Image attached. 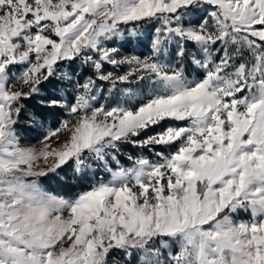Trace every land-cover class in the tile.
Instances as JSON below:
<instances>
[{"label": "snow or ice", "instance_id": "1", "mask_svg": "<svg viewBox=\"0 0 264 264\" xmlns=\"http://www.w3.org/2000/svg\"><path fill=\"white\" fill-rule=\"evenodd\" d=\"M0 264H264V0H0Z\"/></svg>", "mask_w": 264, "mask_h": 264}, {"label": "trees", "instance_id": "2", "mask_svg": "<svg viewBox=\"0 0 264 264\" xmlns=\"http://www.w3.org/2000/svg\"><path fill=\"white\" fill-rule=\"evenodd\" d=\"M31 138H32V140H36V138H34V137H31ZM48 186H49L52 190H56V186H55L54 183H52V182H48Z\"/></svg>", "mask_w": 264, "mask_h": 264}, {"label": "rangeland", "instance_id": "3", "mask_svg": "<svg viewBox=\"0 0 264 264\" xmlns=\"http://www.w3.org/2000/svg\"><path fill=\"white\" fill-rule=\"evenodd\" d=\"M37 140H32L31 137H29V139L26 141V143H36Z\"/></svg>", "mask_w": 264, "mask_h": 264}]
</instances>
